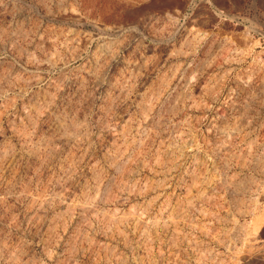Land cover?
<instances>
[{"label":"rangeland","instance_id":"374dc122","mask_svg":"<svg viewBox=\"0 0 264 264\" xmlns=\"http://www.w3.org/2000/svg\"><path fill=\"white\" fill-rule=\"evenodd\" d=\"M263 194L264 0H0V264H264Z\"/></svg>","mask_w":264,"mask_h":264},{"label":"bare ground","instance_id":"6f19581e","mask_svg":"<svg viewBox=\"0 0 264 264\" xmlns=\"http://www.w3.org/2000/svg\"><path fill=\"white\" fill-rule=\"evenodd\" d=\"M71 128H72V127H71ZM108 157H109V156H108ZM121 165H122V164H121ZM97 192H98V191H97ZM263 195H264V194H263ZM68 204H69V203H68ZM65 205H66V204H65ZM81 207H83V206H81ZM94 207H95V206H94ZM262 207H263V206H262ZM88 208H89V207H88ZM82 209H83V208H82ZM82 209H81V210H82ZM263 209H264V207H263ZM82 211H83V210H82ZM258 216H259V215H257V217H258ZM262 216H263V218H264V214H263ZM136 217H137V216H136ZM257 217H256V218H257ZM118 218H119V217H118ZM256 218H255V219H256ZM260 218H262L261 215H260ZM260 218H259V219H260ZM263 218H262V219H263ZM262 219L259 221V223L257 222L258 224L256 223V225H255V228H256V229L253 227L254 230L257 231V230L260 228V226H261V224H262ZM256 221H257V220H256ZM263 221H264V220H263ZM255 233H256V232H255ZM258 233H261V232H260V229H259V232H258ZM262 233H263V232H262ZM246 236H247V235H246ZM256 236H257V235H256ZM244 237H245V236H244ZM254 239H256V238L254 237ZM258 241H259V240H258Z\"/></svg>","mask_w":264,"mask_h":264}]
</instances>
